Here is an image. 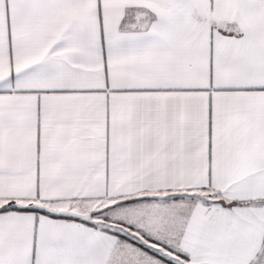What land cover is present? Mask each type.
Returning <instances> with one entry per match:
<instances>
[{"label":"snow or ice","instance_id":"snow-or-ice-1","mask_svg":"<svg viewBox=\"0 0 264 264\" xmlns=\"http://www.w3.org/2000/svg\"><path fill=\"white\" fill-rule=\"evenodd\" d=\"M0 264H264V0H0Z\"/></svg>","mask_w":264,"mask_h":264}]
</instances>
